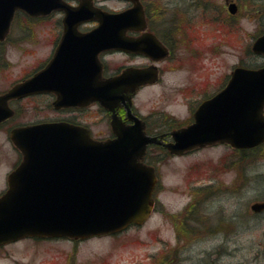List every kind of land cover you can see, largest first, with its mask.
Segmentation results:
<instances>
[{
	"label": "water",
	"instance_id": "1",
	"mask_svg": "<svg viewBox=\"0 0 264 264\" xmlns=\"http://www.w3.org/2000/svg\"><path fill=\"white\" fill-rule=\"evenodd\" d=\"M57 7L65 11V31L56 55L41 71L0 95V121L13 113L7 106L11 97L58 88L66 90L58 96V105L98 101L112 109L129 85V70L98 79L96 54L128 47L123 32L131 24L132 10L107 12L93 8L88 0L76 8L59 0H0V38L16 8L37 15ZM235 10L230 3L228 11ZM86 19H96L97 27L78 33L76 24ZM251 50L264 55V32L254 39ZM263 108L264 65L237 66L226 85L199 104L193 122L171 132L173 142L165 146L172 153L217 141L236 148L256 146L264 141ZM132 119V125L123 126L113 115L115 137L105 140L62 122L13 128L9 137L22 161L8 175L9 187L0 196V244L27 235L87 237L143 223L154 206L156 177L142 158L146 146L157 139L144 132L138 117ZM251 207L260 210L264 201Z\"/></svg>",
	"mask_w": 264,
	"mask_h": 264
},
{
	"label": "rangeland",
	"instance_id": "2",
	"mask_svg": "<svg viewBox=\"0 0 264 264\" xmlns=\"http://www.w3.org/2000/svg\"><path fill=\"white\" fill-rule=\"evenodd\" d=\"M198 1L191 18L183 14L177 28L178 42L181 39L176 49L180 58L177 69L165 72L160 82L145 87L133 98L141 114L150 108H162L185 117L186 95L179 88L203 82L211 93L235 65L261 63L262 58L249 49L253 39L264 30L262 0ZM230 1L236 4L233 14L227 11ZM106 6L118 8L120 4L107 0ZM182 7H186L185 2ZM17 16L9 41L0 51V91L35 70L50 40L48 28L52 20H31L23 12ZM189 99L199 101L201 96L193 94ZM32 102V98H27L16 105L11 125L38 118L40 114L36 115ZM97 121L89 124L94 137L100 139L108 134V129ZM4 137L0 132V138ZM239 152L216 145L165 156L152 148L146 160L158 171L159 182L154 192L157 202L144 223L130 225L113 235L78 241L66 237L24 238L0 248V264H159L158 253L164 245L173 244L180 216L190 220L187 224L194 238L187 243L185 233L180 261L174 264H264V215L256 218L249 208L253 201L264 199V180L253 174L264 171V145L247 150V164L251 167L246 170L247 179L236 168L235 155ZM16 155L7 141V171ZM221 228L228 231V240L216 234Z\"/></svg>",
	"mask_w": 264,
	"mask_h": 264
},
{
	"label": "flooded vegetation",
	"instance_id": "3",
	"mask_svg": "<svg viewBox=\"0 0 264 264\" xmlns=\"http://www.w3.org/2000/svg\"><path fill=\"white\" fill-rule=\"evenodd\" d=\"M68 5L77 6L81 0H62ZM92 5L95 7H101L109 11H122V10H132L131 14V24L124 30L123 36L126 37L129 41L128 47L126 48H109L101 50L97 53L96 58L98 59L101 65L100 79L112 78L121 75L124 71H131L130 77L128 79L129 85L126 88H123V91L120 93L122 99L116 100L112 109L104 108L98 102H89L82 105H55L57 98V91L61 93L66 91L65 89L51 88L49 91H40L32 95L25 97H14L10 98L7 101V104L13 109V116L16 114V105L21 103L24 99L32 98L33 106L36 115L40 114L37 119L28 123H41V122H66L79 126L86 127L90 130V135L92 134L90 121L97 119L104 123L108 129V134L100 139L113 137V132L111 130L110 124L112 116L114 115L116 119L123 126H130L133 124V116L138 117V119L143 124V129L147 135L155 137L157 141L155 144L149 145L147 147L146 154L152 148L155 151L163 153L165 156L173 155L169 152V149L165 147V144H168L173 141L171 132L175 129L187 126L192 122L193 112L198 104L213 95L218 91L226 82L227 78L223 80L222 84L216 90H213L209 93L206 90V84L202 82L192 83L191 85H185L179 88L181 94L184 96L186 103L187 113L185 117H179L171 111H166L164 109H153L150 108L145 114L138 112L133 103V98L138 94V92L145 87L152 86L161 81L165 72H168L170 69L176 70V65H179V57L176 55L178 42L177 32L180 27L184 15L187 18H191L193 8L198 5V0H115L120 4L118 8H110L106 6L107 0H90ZM182 2H185L186 7H182ZM184 4V3H183ZM176 10V11H175ZM183 13H181V12ZM170 12V13H169ZM173 14L171 16L167 14ZM182 15H181V14ZM184 14V15H183ZM63 11L62 10H53L47 15L36 16L34 20H43L50 19L52 20L48 28L49 33V43L48 48L45 52V55L40 63L37 64L35 70L32 72L40 71L51 59L54 58L57 52V47L63 37L65 26L63 24ZM177 23V25H176ZM96 26L95 21L85 22L78 24L76 30L78 32L84 33ZM13 25L10 26V30ZM178 28V29H177ZM9 32L5 35L3 40H0V51L4 48L5 43L9 41ZM135 84V85H134ZM131 85V86H130ZM201 85V87H200ZM132 88V90H131ZM122 90V89H121ZM6 90L0 91V94ZM193 94H198L201 96L199 101H194L189 99V96ZM44 112V114H43ZM96 117H94V116ZM12 117L6 118L0 122V132L5 134L4 138H0V195L8 187V174L7 171V141L10 142L11 147L16 152V157L12 160V168H15L21 160V154L18 149L13 145L12 141L9 138L10 130L18 125H11L10 122ZM86 117H89L91 120L87 121ZM25 123V124H28ZM10 124V125H9ZM96 138V137H95ZM224 145L231 148L228 143H214L210 146ZM208 147V146H205ZM201 147V148H205ZM199 149H190L184 151L182 154L194 151ZM235 155L236 157V168H240L245 178L248 175L246 170H251L250 166L247 164V151L243 149ZM254 164L256 162L254 161ZM248 165V166H247ZM10 169V170H11ZM256 173L255 177L261 175L264 180V171L259 170ZM242 174V176H243ZM255 175V174H254ZM247 179V178H246ZM249 179V178H248ZM252 215L256 218L264 215V208L260 210L251 211ZM243 216H239L242 218ZM231 219L234 216L231 215ZM229 225V224H228ZM183 229V228H182ZM184 230V229H183ZM186 233L187 241H191L193 238L192 232L182 231ZM228 231H225L224 228L216 231L217 235H221L224 240H228L230 237L229 234L225 235ZM185 234L178 233L175 231V240L172 244V248L166 249L177 250V256L182 250L181 248L186 244ZM187 242V243H188ZM7 244L1 245L0 248L4 247ZM180 257H176V260L180 261Z\"/></svg>",
	"mask_w": 264,
	"mask_h": 264
},
{
	"label": "trees",
	"instance_id": "4",
	"mask_svg": "<svg viewBox=\"0 0 264 264\" xmlns=\"http://www.w3.org/2000/svg\"><path fill=\"white\" fill-rule=\"evenodd\" d=\"M261 12H262V14L264 15V0H262L261 1ZM258 16H259V14H258ZM261 16V15H260ZM263 18H264V16H263ZM263 25H264V22H263ZM262 29V28H261ZM256 65H258V64H252V65H250V66H256ZM187 221H190V220H188V219H186V217H182V219L178 222V223H180V226L186 231H190V228L191 227H188L189 225L186 223ZM193 223H194V221H192ZM179 225V224H178ZM181 228V230H180V227H178V229H179V231H178V233H182L183 235L185 234L184 232H182V231H184L183 229ZM187 235V234H186ZM192 238H194V234H193V237ZM158 256H159V264H172L173 263V259H171V258H175L176 256H177V250L176 249H167V250H165V249H163V250H161L159 253H158ZM154 259V261H155V258H153ZM153 261V262H154Z\"/></svg>",
	"mask_w": 264,
	"mask_h": 264
}]
</instances>
